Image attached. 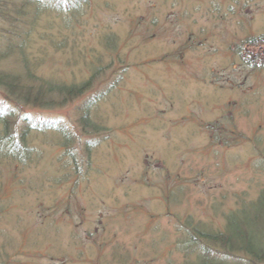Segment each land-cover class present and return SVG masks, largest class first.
<instances>
[{
  "label": "rangeland",
  "instance_id": "obj_1",
  "mask_svg": "<svg viewBox=\"0 0 264 264\" xmlns=\"http://www.w3.org/2000/svg\"><path fill=\"white\" fill-rule=\"evenodd\" d=\"M21 1L0 0L2 14ZM41 2L34 24L33 7L0 15V67L22 70L7 46L26 36L41 78L88 82L25 110L69 131L79 162L59 130L33 135L27 164L0 159V259L195 262L186 219L222 229L264 189V0H86L76 15Z\"/></svg>",
  "mask_w": 264,
  "mask_h": 264
},
{
  "label": "trees",
  "instance_id": "obj_2",
  "mask_svg": "<svg viewBox=\"0 0 264 264\" xmlns=\"http://www.w3.org/2000/svg\"><path fill=\"white\" fill-rule=\"evenodd\" d=\"M54 1L56 3L53 6L57 8L64 7L66 11L76 9L73 10L74 15L86 2V0ZM41 3V0H22L11 10L10 15L7 11L2 14L4 8L0 10V15L5 19L12 16L13 20H18L29 11V7H33L34 13L28 23L34 24L40 13L39 9L43 6ZM48 4L50 5L51 2ZM18 38H22L21 42L14 44L10 41L7 47L18 52L21 57L20 63L23 65L22 70L8 71L0 67V159L14 160L24 165L32 160L35 152L36 147L32 144L33 135L62 131L57 123L32 118L25 112L27 107L52 109L59 102L65 103L83 95L87 90L88 82L80 86L66 85L41 78L28 61L26 36H18ZM80 121L83 127L84 125L96 127L93 122L90 123L87 113ZM62 132L60 144L69 150L68 155L72 156L73 160L71 165L73 170H77L79 159L71 147L74 136L69 131ZM86 150H90L88 146ZM248 205L250 208L247 207ZM193 221L189 216L186 225L184 224L187 234L186 244L189 252L192 251L193 246L198 250H195L196 261H189L186 264H225L226 261H236L239 264H246L245 261L254 264L264 262V189L256 199L229 212L222 229H210L206 224ZM2 260L0 259V264L6 263Z\"/></svg>",
  "mask_w": 264,
  "mask_h": 264
},
{
  "label": "flooded vegetation",
  "instance_id": "obj_3",
  "mask_svg": "<svg viewBox=\"0 0 264 264\" xmlns=\"http://www.w3.org/2000/svg\"><path fill=\"white\" fill-rule=\"evenodd\" d=\"M262 52H264V51H262Z\"/></svg>",
  "mask_w": 264,
  "mask_h": 264
}]
</instances>
